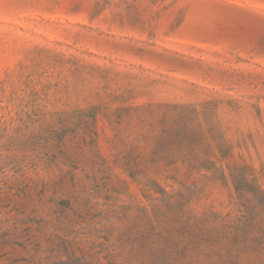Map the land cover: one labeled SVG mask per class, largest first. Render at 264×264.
<instances>
[{
	"label": "rangeland",
	"instance_id": "obj_1",
	"mask_svg": "<svg viewBox=\"0 0 264 264\" xmlns=\"http://www.w3.org/2000/svg\"><path fill=\"white\" fill-rule=\"evenodd\" d=\"M0 264H264V0H0Z\"/></svg>",
	"mask_w": 264,
	"mask_h": 264
}]
</instances>
